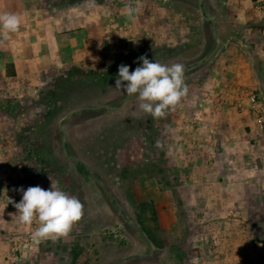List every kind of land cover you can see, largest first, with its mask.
<instances>
[{
    "label": "rangeland",
    "instance_id": "rangeland-1",
    "mask_svg": "<svg viewBox=\"0 0 264 264\" xmlns=\"http://www.w3.org/2000/svg\"><path fill=\"white\" fill-rule=\"evenodd\" d=\"M198 3L0 0V15L20 19L17 31H0V239L12 248L28 244L39 226L15 216L21 187L47 190L53 182L83 205L66 236L33 240L23 264H114L147 254L113 200L151 251L121 264H264V0H203L204 15L215 23L217 51L185 73L188 91L180 102L159 118L139 110L135 96L115 112L71 115L62 124L67 150L87 168L63 152L58 123L65 115L124 100L115 87L121 64L131 72L143 55L186 66L211 53L212 25ZM129 5L138 8L134 18L126 14ZM82 29L83 41L67 36ZM73 43L77 52L70 53ZM223 173L233 182L249 180L231 186L247 207L237 202L231 213L216 212L211 198L195 199L188 191L193 184L212 190L225 182ZM222 221L240 231L231 248L223 245ZM13 252L22 258L18 248Z\"/></svg>",
    "mask_w": 264,
    "mask_h": 264
},
{
    "label": "clouds",
    "instance_id": "clouds-1",
    "mask_svg": "<svg viewBox=\"0 0 264 264\" xmlns=\"http://www.w3.org/2000/svg\"><path fill=\"white\" fill-rule=\"evenodd\" d=\"M138 8L129 5L127 16L134 18ZM20 25L16 14L0 15V31L15 32ZM138 66L130 72V66L118 67L115 87L123 89L129 97L135 96L138 108L153 118L162 117L165 110L176 106L188 91L185 83V66L182 63L162 64L150 61L146 56L137 58ZM126 82V83H124ZM22 199L14 206L15 216L22 224L38 223L32 233L36 243L56 240L66 236L83 215V205L75 196H69L53 182L47 190L37 186L21 187Z\"/></svg>",
    "mask_w": 264,
    "mask_h": 264
},
{
    "label": "crops",
    "instance_id": "crops-1",
    "mask_svg": "<svg viewBox=\"0 0 264 264\" xmlns=\"http://www.w3.org/2000/svg\"><path fill=\"white\" fill-rule=\"evenodd\" d=\"M83 30L84 29H82L78 32H73V34L69 33L67 36L71 37V40L73 38V40H75V41L77 39L83 41L86 38L85 34H82ZM74 35H76V36H74ZM67 51L70 53L77 52V48L74 47V43L72 45L71 44L67 45ZM64 57L67 58L66 56H63V58ZM71 57L74 58L75 55L72 54ZM228 167L229 166L226 165L225 168H223V170H226L225 172H227L229 169ZM224 174L225 173H223V177H225V182L219 183V185H218L219 187L214 183L213 184L214 187L212 190H206V191L202 190V189L195 190L194 188H192V186L194 185L193 184L190 188L193 190L190 191V189H189L188 191L190 192L192 197H194L195 199H199L200 197H204V196L206 198H211V202L216 203V208H215L216 212H225L226 213L227 210L230 209V206H235V203L237 204V202L239 205L243 206V208H244V205L247 207V205H246L247 202H245L244 199L240 200V198H242V195L240 193H238V195H236L233 192V190L231 189V186L234 184H241L243 182L247 183V182H249V180L240 177L237 179L238 181L234 180V182H233L232 180H230V177L228 175L225 174V176H224ZM216 192H217V194H216ZM219 193H220V195H219ZM178 196L180 197V198L178 197V200H181V192H178ZM157 199L159 200V203H161L160 202V200H162L161 196H159V197L157 196ZM221 202L226 203V205L225 206L222 205ZM243 203H244V205H243ZM161 206H162V203L159 207V210L161 212H163V217H162L163 219L161 218V215H160L161 219H159V220H160L161 224L164 223V225L166 226V219H164L165 215H166V209L165 208L163 209ZM237 208L239 209L238 206H237ZM232 209L233 208L230 209V213H231V211H234ZM167 212L171 213L169 209H167ZM223 224L227 225V226H223V227L221 226L220 227L222 230V234L226 236L225 243L223 245L226 246L227 248H231L232 246H234L235 241L239 240L241 238L240 231H238L237 229H234V228L232 230V228H230L231 227L230 224H228L227 221H222L220 223V225H223ZM234 231H235L236 236H238V237H236V236L232 237V234L234 233ZM18 243L19 244L17 246L14 245V248H18L20 250L22 258L20 256H16L14 253V256L16 257V259L15 258L12 259V251L14 250V248H12L11 245L6 240L0 239V264H10L9 263L10 260L12 263H15V264H20V263L23 264V261L26 262L29 260V258L31 257V254H32V249L34 247L33 240L28 244H23L21 241Z\"/></svg>",
    "mask_w": 264,
    "mask_h": 264
},
{
    "label": "water",
    "instance_id": "water-1",
    "mask_svg": "<svg viewBox=\"0 0 264 264\" xmlns=\"http://www.w3.org/2000/svg\"><path fill=\"white\" fill-rule=\"evenodd\" d=\"M202 3H203V0H199V3H198V8H199V12H200V15L202 16V18L206 21V22H209L211 25H212V37L215 41V47L214 49L211 51V53L202 61H197V62H192L188 65L185 66V73L188 72V70L193 67V66H201L203 64H205L207 61H209L213 55L216 53L217 51V36H216V29H215V23L214 21L211 19V18H207L205 15H204V11H203V7H202ZM130 97L128 95H125V98L124 100L121 102V104L119 106H116V107H109V106H105V105H98V106H91V107H81V108H78L76 110H73L72 112L68 113L67 115H65L58 123V132L63 136V143H62V147H63V152L64 154L66 155V157L75 165H80V166H84L85 168H87V165L81 161L80 159L78 158H75L73 156H71L69 153H68V150H67V144H68V140H67V137L65 135V132L62 128V124L65 120H67L71 115H76L80 112H83V111H97V110H105L107 112H115V111H118L120 110L124 104L127 102V100L129 99ZM92 178L95 182V184L109 197L112 199V197L110 196L108 190L103 186V184L101 182H99V180L96 178V176L94 174H92ZM114 204L118 207V214L121 216V218L126 222L128 223L137 233H138V236L144 241L145 243V246H146V249H147V254L145 255H139V254H133V255H128V256H125L119 260H117L114 264H121L123 263L124 261L128 260V259H131L133 257H144V256H150L151 254V251H150V247L148 245V243L143 239V236L142 234L139 232V230L137 229V227L135 226V224L133 222H131L129 219H127V217L125 216V214L123 213V209L118 205V203L116 201H114Z\"/></svg>",
    "mask_w": 264,
    "mask_h": 264
},
{
    "label": "built area",
    "instance_id": "built-area-1",
    "mask_svg": "<svg viewBox=\"0 0 264 264\" xmlns=\"http://www.w3.org/2000/svg\"><path fill=\"white\" fill-rule=\"evenodd\" d=\"M263 9H264V7H263ZM249 104H250L251 108H256V98H255L254 95H251L250 96V98H249ZM13 251H12V259H14V258L16 259V257L14 256V253L15 252H13Z\"/></svg>",
    "mask_w": 264,
    "mask_h": 264
},
{
    "label": "trees",
    "instance_id": "trees-1",
    "mask_svg": "<svg viewBox=\"0 0 264 264\" xmlns=\"http://www.w3.org/2000/svg\"><path fill=\"white\" fill-rule=\"evenodd\" d=\"M68 1V0H67ZM75 1H77V0H75ZM74 0H69V2H71V3H73V2H75Z\"/></svg>",
    "mask_w": 264,
    "mask_h": 264
}]
</instances>
